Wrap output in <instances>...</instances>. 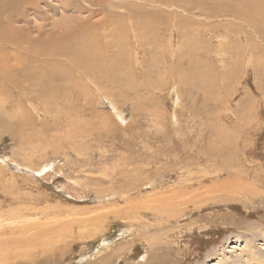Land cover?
<instances>
[{
  "label": "rangeland",
  "instance_id": "1",
  "mask_svg": "<svg viewBox=\"0 0 264 264\" xmlns=\"http://www.w3.org/2000/svg\"><path fill=\"white\" fill-rule=\"evenodd\" d=\"M61 1L35 0L22 13L29 23L14 27L30 28L33 40L39 28L56 33L55 41L59 28L88 17L73 7L107 4L67 0L65 8ZM239 3L110 8L117 32L102 61L125 76L99 92L0 94V264H29L12 258L41 255L43 247L54 255L40 256V264H98L110 255V264H179L180 251L187 264H212L220 256L238 261L248 248L263 259L264 37L243 21L264 24ZM120 8L129 13L117 17ZM128 207L140 208L136 222L114 215ZM96 217L104 219L103 237L90 228ZM143 225L151 234L170 229L166 248L178 251L151 250L137 234L147 232Z\"/></svg>",
  "mask_w": 264,
  "mask_h": 264
},
{
  "label": "bare ground",
  "instance_id": "2",
  "mask_svg": "<svg viewBox=\"0 0 264 264\" xmlns=\"http://www.w3.org/2000/svg\"><path fill=\"white\" fill-rule=\"evenodd\" d=\"M34 1H31V0H0V94L11 95L13 91L17 90L16 93L18 95L26 96L27 98H32L33 96L41 97L43 95L53 97V96H57V95L59 96L65 93H68V95L69 93H75L77 91L75 90L77 86H81V89H84V90L85 88H90V89L94 88L95 91L99 92L101 86H104V85L111 86L113 84L110 79L117 81L119 79L116 76L120 77V76L126 75V74L124 75L122 74L124 73L123 67L122 68H112L111 66L108 65L109 61L106 64L103 63L105 60L102 61V57L104 55V52L106 51V46L108 45V40H107L108 37L114 38V35L117 32V28L115 26L117 18H113L114 11L112 10L113 12H111L110 8H114L117 10L118 7L125 6L124 4L126 3L138 2L141 4L144 2V0H107L106 1L107 4H104L103 6L99 5L100 1L97 2L98 3L97 5H93V3L90 2V4L85 8H83L81 5L75 6L72 8L73 10L75 9V12H78L81 14L83 13L89 14L88 17L78 20V21L74 20V22L71 23L70 25H67V27L59 28L60 32L57 33L59 36L57 37L55 41H53L54 40L53 37L55 38L56 33L45 35L43 34L42 29L39 28L37 29V32L39 34L40 39L33 40V38L31 39L29 37L30 28L16 29L14 27V24L20 21L24 23H29L26 19L24 20L25 15L22 13L25 12L24 11L25 7L27 5L28 7H30L29 4L34 3ZM69 1L62 0L61 5H63L65 8L70 7V4L68 3ZM81 1L83 2L85 0H81ZM113 1L117 2V4H115ZM239 1H240L239 3L240 5L244 6L245 9L247 8L246 9L247 11L251 12L253 15L256 16V19L255 18L254 19L258 23L261 22L264 24L263 22L264 21V0H239ZM119 3H122V4H119ZM112 4H115V5H112ZM93 6H96V8L95 7L92 8ZM249 7L251 8V10H248ZM177 9H180V8L178 7ZM119 10L121 12L119 16L117 17L123 16L124 15L123 13L125 12L129 13L128 10L125 8H120ZM183 10H180V11L188 14L189 12L188 10H184V11ZM98 15H102V17L98 21L93 22L92 20L98 17ZM128 15L131 16L130 14ZM129 16L127 17L132 18ZM150 19H153V17L150 16ZM232 21H234V19ZM243 22L246 23V24H243L244 26L245 25L248 26L252 30V32H254L255 34H258L257 37L259 36L264 37V31H263L264 29H262L260 25L259 27H257L256 25L251 24L249 22H245V21ZM109 27H111V30L107 29ZM32 29L34 28H31V30ZM141 41H142V38H139V42ZM7 51H10L13 55L8 57L6 53ZM173 58H174L173 55H171L169 58L171 63H173ZM110 59L112 62L114 58L111 57ZM167 64H169V60ZM170 70H171V66L169 64L168 72ZM130 72H131V75L133 76V73H132L133 71L130 70ZM61 83H64L70 87L69 88L67 87L68 89L65 90L61 88L62 87L61 85H58ZM136 182H137L136 180H133L129 184V186H127V188L130 187L131 190H133ZM120 189L122 188L120 187ZM125 193L128 194V190H125ZM138 210H140V208L128 207V209L125 210L124 212L118 210L117 212L114 213V215L117 216L118 219L122 222H126V221L129 222L131 219L135 221L141 216V214L137 212ZM156 212H159V211L157 210ZM152 218H154V216ZM103 220L104 219L102 218H98L92 221L90 220L91 223L93 221L95 223H92L91 227L89 225L90 228L94 229L93 230L94 234L96 235L101 234L100 237L104 236L103 229L105 228H103V225H102ZM89 223L90 222L88 220V224ZM126 225L129 226L128 227L129 229L126 228L127 230L132 231V229H134L133 224L129 225V223H126ZM83 227H85V225ZM142 227H144V229H146L147 231V229L150 228L151 226L143 225ZM152 230L155 231L152 234L150 233V231L143 232V233L141 232L137 233L138 235H143V234L145 235L146 233V235L145 236L143 235L141 239L145 238L142 241H145V242L148 241L149 248L151 250H156V248L160 246L164 247L166 249V256H167V252L169 251H172V250L178 251V248L177 249L166 248L168 246V243L170 242L168 240H171L175 236L174 233L171 234L170 229H167L166 227L161 228L160 226H157L155 229H152ZM53 231L56 233L54 229ZM69 232L72 233L73 230H70ZM55 239H57V237ZM250 244L248 243V245ZM246 245H247V242H246ZM232 248L235 250L238 247L235 245ZM47 249H49V247L47 248L43 247L41 255L29 253L25 251L24 252L20 251L19 253L17 252L20 255L16 254V258L14 257L15 256L14 255L12 256L14 257L12 259H17V258L20 259L19 256H21V258L23 260H26L29 264H40L39 259H38L40 256H46L48 254H51L50 256L54 255V253H52L51 250H47ZM253 249L248 248L247 256L246 254H244V256L246 257H243L241 259L239 258L238 261H235V262H233L232 260L229 261V258H228V260H226L227 262L226 263L225 260H222L223 258L220 256L216 258V263H212V264H264V255L262 256L263 259H259L258 254L257 253L255 254ZM46 250L47 252H44ZM65 250L62 249L61 251L63 252ZM21 252L23 253L21 254ZM95 252L96 254L99 253V251L97 252V250ZM117 252H119V250ZM180 252L181 253L178 256L181 257L182 259L179 260L178 263L187 264L188 259L186 257L184 258V254L182 253V251ZM4 255H3V259L5 260L6 257H4ZM113 256L114 255H110L106 258H101L98 264H110V260L113 258ZM8 261H9V258H8ZM160 264H169V263L168 261L165 262L164 260Z\"/></svg>",
  "mask_w": 264,
  "mask_h": 264
}]
</instances>
